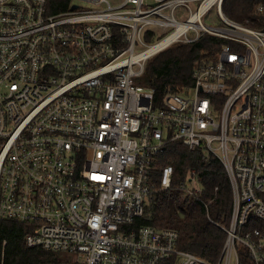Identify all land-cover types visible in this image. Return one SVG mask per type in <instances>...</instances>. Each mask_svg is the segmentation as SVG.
<instances>
[{
    "label": "built area",
    "instance_id": "obj_1",
    "mask_svg": "<svg viewBox=\"0 0 264 264\" xmlns=\"http://www.w3.org/2000/svg\"><path fill=\"white\" fill-rule=\"evenodd\" d=\"M222 1L75 0L52 14L47 0H0V220L28 224L26 246L59 264H264V28L229 19ZM213 6L220 23L204 24ZM203 33L225 40L215 58L155 104L134 82L145 61ZM174 140L229 177L215 262L181 249L175 229L137 223Z\"/></svg>",
    "mask_w": 264,
    "mask_h": 264
},
{
    "label": "trees",
    "instance_id": "obj_2",
    "mask_svg": "<svg viewBox=\"0 0 264 264\" xmlns=\"http://www.w3.org/2000/svg\"><path fill=\"white\" fill-rule=\"evenodd\" d=\"M260 3L264 4V0H223L221 7L230 19L264 28V12L256 11ZM74 4L75 0H47L46 10L52 14L61 13ZM224 41L203 33L193 42H176L148 59L134 82L152 89L155 104H159L167 93L190 87L194 67L213 60ZM167 164H171L173 170L171 182L169 187L162 188L159 175ZM153 168L156 189L148 197L144 214L137 223L175 229L181 249L215 262L225 239L221 225L229 221L232 201L231 185L223 163L200 147L190 149L174 140L156 155ZM191 171L200 189L194 194L182 187L190 183ZM29 227L25 223L0 220V251L3 240L6 241L3 247L5 264H59L58 253L25 245Z\"/></svg>",
    "mask_w": 264,
    "mask_h": 264
},
{
    "label": "rangeland",
    "instance_id": "obj_3",
    "mask_svg": "<svg viewBox=\"0 0 264 264\" xmlns=\"http://www.w3.org/2000/svg\"><path fill=\"white\" fill-rule=\"evenodd\" d=\"M222 9V7H221ZM223 12V11H222ZM225 15V14H224ZM226 16V15H225ZM227 17V16H226ZM229 18V17H228ZM230 19V18H229ZM233 20V19H231ZM202 21L204 22V24H207V25H218L220 22H219V18H218V15H217V11H216V7L213 6L211 7L202 17ZM168 48V47H167ZM166 49V48H165ZM164 49V50H165ZM153 57V56H152ZM151 58V57H150ZM149 58V59H150ZM148 60V59H147ZM146 60V61H147ZM146 61L144 63V67H145V64H146ZM144 70V69H143ZM206 153V152H204ZM225 168V167H224ZM191 173H190V177H191ZM196 181V180H193V182ZM192 182V184H193Z\"/></svg>",
    "mask_w": 264,
    "mask_h": 264
},
{
    "label": "water",
    "instance_id": "obj_4",
    "mask_svg": "<svg viewBox=\"0 0 264 264\" xmlns=\"http://www.w3.org/2000/svg\"><path fill=\"white\" fill-rule=\"evenodd\" d=\"M73 6H75V5H73Z\"/></svg>",
    "mask_w": 264,
    "mask_h": 264
}]
</instances>
